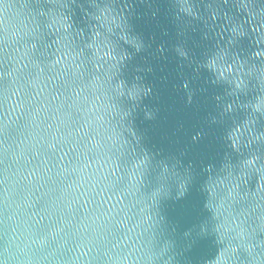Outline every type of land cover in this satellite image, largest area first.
<instances>
[{
    "label": "water",
    "instance_id": "water-1",
    "mask_svg": "<svg viewBox=\"0 0 264 264\" xmlns=\"http://www.w3.org/2000/svg\"><path fill=\"white\" fill-rule=\"evenodd\" d=\"M0 264H264V0H0Z\"/></svg>",
    "mask_w": 264,
    "mask_h": 264
}]
</instances>
